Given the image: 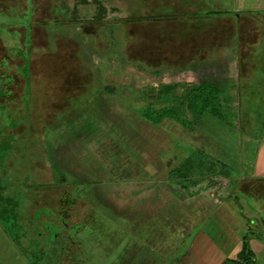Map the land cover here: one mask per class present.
Listing matches in <instances>:
<instances>
[{
  "label": "rangeland",
  "instance_id": "obj_1",
  "mask_svg": "<svg viewBox=\"0 0 264 264\" xmlns=\"http://www.w3.org/2000/svg\"><path fill=\"white\" fill-rule=\"evenodd\" d=\"M189 3L201 9L186 11L184 0H0V37L24 80L17 116L0 106V126L5 120L20 128L32 109L61 105L37 143V136L30 144L27 135L0 128V187L30 181V148H41L42 138L57 165L52 170L46 158L39 164L43 176L34 181L55 185L26 201V236L19 222L10 235L5 225L14 216L0 213V228L28 264H181L186 256L190 264H219L225 255L241 259L244 236L264 264V0ZM213 9L239 15V29L237 21L218 22L229 45L212 46L189 64L199 50L187 48L186 56L188 42L178 35L160 49L158 28L174 34ZM75 60L87 84L71 96L61 83ZM202 82L218 95L213 112L195 114L189 92ZM170 107L178 119L149 117ZM73 113H82L74 122L82 132L67 121ZM74 186L83 196L73 207L72 220L84 217L76 228L51 208ZM42 214L59 222L51 225L59 234L40 236ZM17 235L31 252L14 242Z\"/></svg>",
  "mask_w": 264,
  "mask_h": 264
},
{
  "label": "trees",
  "instance_id": "obj_2",
  "mask_svg": "<svg viewBox=\"0 0 264 264\" xmlns=\"http://www.w3.org/2000/svg\"><path fill=\"white\" fill-rule=\"evenodd\" d=\"M184 1L188 3L186 5V9H185L186 11L192 12L194 10L198 11L199 9H201L202 4L198 7V6H194L191 3H189L192 0H184ZM190 6H193V10L188 9ZM223 12H227V10L226 9H213V10L207 11V14H204L201 16L195 15V18L188 20L187 23L178 24L177 28L179 29H177L176 32H174V34L170 33V30L159 31V28H158L155 31L156 33L155 35L158 38V44H160L159 46H161L160 49H162L163 44L167 46V43H166L167 37H170L171 35H174V36L178 35L181 39L186 40L188 42L187 46H184V48L186 47L185 48L186 50H184L185 51L184 53L186 56H189L192 53L191 51L195 50L196 48H198L199 50L198 53L196 52V53H193V55H190L191 58L188 57L190 59L188 60V64H189L191 61H194L197 58L206 57L208 53L210 52L212 46L229 45L230 40L227 41L226 39H224V41L222 42V36L219 37L218 35L222 31H225L223 30V26H221L218 22L219 20L231 19L235 22L237 21L235 26L239 29V24H240L238 23L239 15L238 13H235L232 11L231 15L225 16V13ZM210 13L214 14L212 15L213 17L211 16ZM220 13H222V15ZM256 13H258L259 15V13L261 12L258 11ZM217 14H220V15H217ZM149 17H150L149 15H146V16H138L136 18L137 19H147ZM216 28L217 29L221 28V29L216 30ZM93 29L94 28H92L91 30ZM226 30H229V25L226 27ZM165 34H166V37H165ZM224 35H228L227 31L226 33H224ZM158 36H162V37L159 38ZM196 36H199L198 39L201 38L198 42L199 43L198 45L197 44L195 45V41L197 39L195 38ZM217 41H218V44H216ZM155 48L157 49L158 47L155 46ZM187 48L191 49L190 53H189V49ZM245 59L241 58L240 64L242 66L245 65V67H247ZM12 61L13 60L7 54L6 46L4 45L0 37V106L6 105L7 107L9 106V108L13 110V114H10L9 117L11 115L17 116L18 114L17 108H18V105H20L19 103H21L20 96L24 89L23 83L20 86L21 82H23L24 80L18 76V73L12 70L13 69ZM75 61L77 62L78 65L74 64V67H72L71 70H69L67 74L63 76L64 82L63 84L61 83V86L62 87L64 86L63 88H61V91L64 94L68 92L71 96H74L82 92V90H84L87 84L83 82L85 77L82 76L83 75L82 70L79 71V69L82 68L80 67L81 64L79 65L78 60H75ZM34 66H35V61L34 62L32 61L33 70H34ZM73 73H76L75 78L73 77L74 76ZM80 73L82 74L81 76L84 78L80 79L79 78L80 76L78 77ZM77 78L79 79L78 82L80 83H78L77 85L75 84V86H72V83L74 81H77L75 80ZM217 95H218V88L214 84L210 82H202L199 86L192 88L191 91L189 92L188 104L192 108L195 114H201L204 111L213 112L214 111L213 106L216 101ZM64 101L68 103L67 101L69 100L65 99ZM15 108H16V111H15ZM55 109H61V105L58 102L57 103L50 102L49 109L44 110L45 112H40L39 114H37L32 109L30 111V118H28V121H26L28 124L26 123V125L24 126L22 125L20 128H17V126H11L10 123L9 125L8 121L1 120L2 124L0 128H2L4 132H7V134L14 133L17 135H27V137L30 138V141H29L30 144L35 143L36 140H34V136H37L38 137L36 141L37 143L41 136L44 137L48 125L49 124H51L52 126L55 125L56 121H54V118H53L54 116L53 112L55 111ZM86 115L87 114L85 112V116ZM149 115H150L149 117L155 121H159L163 115L171 116L172 118L178 119L177 112L173 107H170L168 110L161 111L158 113L154 112L153 113L154 116H152V114H149ZM91 116L89 118H91ZM81 120H82V113L81 114L73 113L72 117L69 118V120L67 121L73 122L72 130H75V132H77L79 130H82L83 128L80 129V127L82 126L76 127L74 122H81ZM86 124H84L83 126L86 127L90 125V124L89 125L88 124L86 125ZM3 125L4 127H2ZM58 125L60 128H62L61 125L64 126L62 123ZM9 128H12V129L9 130ZM79 132H82V131H79ZM1 136L2 135H0V137ZM42 140L43 138L38 143V146L41 148H30L31 157L29 158V160L31 159V161L30 162L28 161L29 167H27L28 168L27 172L30 176L29 177L30 181L22 180L16 183L12 182L10 186L12 187L13 185H15L14 186L15 188L13 187V190H11V187H9L8 185L6 186L4 184H2L3 185L2 187H0V213L9 209V211L11 210L10 212H12L11 214L14 216L11 219L10 217L11 214H9L10 215L8 216L10 217V219L8 220L9 224L7 223L8 225H5L6 230L8 231L10 235H13V233H11V230H12V227L14 226V222L15 223L19 222L20 224H22L21 226H23L24 220L29 219V216H27V214H31V211L29 212L28 210H26L25 203L28 199H31L33 197L32 193L35 196L37 195L38 192L42 191L43 189H48L55 185V184L51 185L50 181H40V179L37 181L36 180L34 181V179H38L39 177L43 176V172L40 171L39 164L43 163L44 158H46L50 162L52 170H54L53 166L54 167L57 166L55 163V160L54 159L52 160L49 158L46 148L43 147L45 146V143H43ZM35 159H39L41 162H38V161L35 162L34 161ZM36 168L38 170L37 171L38 174L36 173ZM36 185H39L42 188H40V190L35 191L34 187ZM61 192L62 191H60V193ZM22 220H23V223H22ZM23 227H25V230L23 233H24V236H26L28 234L27 233L28 227L26 225H24ZM15 238H13L14 242H16L22 250L31 252V250L28 249L29 246L22 244L21 239L18 235ZM240 255H241L240 260L233 259V258H230V259L226 258L220 264H239V263L240 264H243V263L244 264H258L256 261V255L250 246L249 239L246 236H244V239H243V244H242V248L240 251Z\"/></svg>",
  "mask_w": 264,
  "mask_h": 264
},
{
  "label": "flooded vegetation",
  "instance_id": "obj_3",
  "mask_svg": "<svg viewBox=\"0 0 264 264\" xmlns=\"http://www.w3.org/2000/svg\"><path fill=\"white\" fill-rule=\"evenodd\" d=\"M62 192L59 194V197L57 199V202L54 201V203L52 204L51 208L53 207L54 209H52V211H54V213L56 211H62V213L64 214L65 218L67 219L68 222V226L69 227H74L76 228L77 225H81L84 221V217H82L80 220H72V214H74L73 212H75V210L73 209V207L75 208V206L77 205V201H79L80 193H82V191L79 189L78 186H74L72 189H64L61 190ZM76 196V197H74ZM77 197H79L78 199H76ZM83 197V196H82ZM55 202L57 205H55ZM55 205V206H54ZM60 205V206H59ZM71 206L70 211H68V207ZM45 207V205H40L35 207L36 209L38 208H43ZM59 209V210H57ZM35 210V209H34ZM74 210V211H73ZM52 211H50L52 213ZM85 216V215H84ZM40 217H43L45 223L43 224L44 221H40V226H38L39 230L41 231V237L43 236L44 233H47L49 235L54 234V236L56 234H59V228L58 229H51V225H56V223L59 224V222L56 220L54 221V219H51L49 217H47L45 214L42 216H38V220H40ZM37 219V218H36ZM51 222L52 224H50V227L48 229L47 227V222ZM61 228V226H60ZM37 230V229H36ZM57 231V232H54ZM44 232V233H43ZM6 233V232H5ZM4 235H2L3 237ZM7 238V236L5 237ZM3 239V238H2ZM5 243L2 245H0V264H28L26 261H24L19 253V250H17L16 247H12V246H6L7 243V239L6 241H4ZM8 248H10L9 250H7Z\"/></svg>",
  "mask_w": 264,
  "mask_h": 264
},
{
  "label": "crops",
  "instance_id": "obj_4",
  "mask_svg": "<svg viewBox=\"0 0 264 264\" xmlns=\"http://www.w3.org/2000/svg\"><path fill=\"white\" fill-rule=\"evenodd\" d=\"M34 36H35V34H34ZM70 148H72V146H69ZM66 148V147H65ZM2 235H4L3 237H2ZM6 237V234H5V231H3L1 228H0V245L2 244H4L5 242L4 241H6V239H7V243H6V246H12V247H14V245H12V241H10L9 240V238H5ZM8 237V236H7ZM3 238V239H2ZM183 257V256H182ZM226 255L224 256V259H226ZM224 259H222V261L224 260ZM185 260V261H184ZM192 260H193V257L192 256H186L183 260H180V262H182L181 264H190V263H192ZM222 261H220L219 262V264L222 262ZM185 262V263H184ZM195 262V261H194ZM205 263H207V264H210V263H208V262H201L200 264H205Z\"/></svg>",
  "mask_w": 264,
  "mask_h": 264
}]
</instances>
